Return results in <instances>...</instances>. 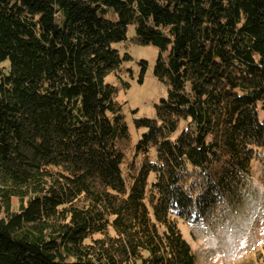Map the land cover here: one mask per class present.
Here are the masks:
<instances>
[{"label": "trees", "instance_id": "trees-1", "mask_svg": "<svg viewBox=\"0 0 264 264\" xmlns=\"http://www.w3.org/2000/svg\"><path fill=\"white\" fill-rule=\"evenodd\" d=\"M120 42L165 86L136 142ZM260 149L264 0H0V264H197L178 221L236 213Z\"/></svg>", "mask_w": 264, "mask_h": 264}, {"label": "rangeland", "instance_id": "rangeland-1", "mask_svg": "<svg viewBox=\"0 0 264 264\" xmlns=\"http://www.w3.org/2000/svg\"><path fill=\"white\" fill-rule=\"evenodd\" d=\"M129 35L133 27L129 26ZM115 47L123 54L124 49L131 59L124 62L121 77L129 83L127 89L120 88L116 100L124 103L126 122L132 141L136 142L143 130L134 126L133 119L139 117L153 118L154 105L165 96V86L155 79L152 69L158 55V48L148 45L115 43ZM146 62V70L142 81L140 69ZM6 69L9 61L3 63ZM108 82L115 83L109 76ZM249 196L236 213L218 223L216 226L202 224H186L178 221V227L184 239L190 244L197 259V264H252L264 260V149L252 162V181L248 186ZM252 194V195H251ZM15 207L17 200L12 198Z\"/></svg>", "mask_w": 264, "mask_h": 264}]
</instances>
